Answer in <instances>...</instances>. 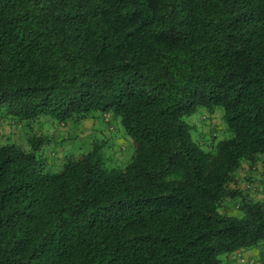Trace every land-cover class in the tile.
<instances>
[{
	"label": "trees",
	"instance_id": "16d2710c",
	"mask_svg": "<svg viewBox=\"0 0 264 264\" xmlns=\"http://www.w3.org/2000/svg\"><path fill=\"white\" fill-rule=\"evenodd\" d=\"M218 108L228 137L205 150L186 119ZM94 112L109 138L50 172L37 124ZM3 121L26 143L0 145V264H244L264 246V202L230 185L264 162V0H0Z\"/></svg>",
	"mask_w": 264,
	"mask_h": 264
},
{
	"label": "rangeland",
	"instance_id": "374dc122",
	"mask_svg": "<svg viewBox=\"0 0 264 264\" xmlns=\"http://www.w3.org/2000/svg\"><path fill=\"white\" fill-rule=\"evenodd\" d=\"M221 110L218 108L214 115L210 116L208 113H206L204 110H197L194 114H192L189 118L186 119V123L190 126V133L192 136V139L196 142H199L205 150H210L211 143H215L216 141L228 137V134L226 133V130L224 128L225 125L224 122H222L220 118ZM92 118L89 120H92V122L96 125L97 123L102 122V117L99 115V113L94 112L92 114ZM100 116V117H99ZM83 122H80V124L73 123L71 121L67 122V125L62 126L61 124H51L48 122L47 124L42 126V123L39 122L37 124L38 132H45L48 134H51L52 138L56 139L51 141L50 143V149L54 151V156L60 159V163L49 169L50 172H57L61 168V160L65 161L66 151H76L81 149V147L85 144V140L76 138L78 137V134L80 133L81 126ZM67 129V130H66ZM69 131V134L71 137L74 138L73 143L71 144L69 141L63 142V145L59 144V136H65V132L67 133ZM25 130L22 126L15 125L8 123L7 121H3L0 125V145L4 143H17L20 145H25ZM66 140V139H63ZM77 140V141H76ZM82 140V141H81ZM75 142L76 147H73V144ZM80 142V143H79ZM114 150L115 152L112 153V161L116 160L115 162L119 161V159L124 158L125 153L128 152L127 156L131 153V149L129 145L124 141V138L121 137L120 132L117 131L116 133V139ZM130 149V150H129ZM120 160V161H121ZM263 161L256 162L255 165L250 166L249 163L245 162L243 163L242 167L235 173L234 175V183L232 186H234L235 189L240 190L243 195H248L249 197L257 200H263L264 201V166ZM46 166L48 167V162L46 163ZM251 167L259 168V172L252 174L251 173ZM246 185H249L251 188L247 189ZM232 205L229 204V201L225 203V208L227 209V213H233L235 209L231 207ZM264 246L262 244H258L255 247L249 249V250H256V251H263ZM227 255H221L219 256V259L221 260L222 264H228L226 261Z\"/></svg>",
	"mask_w": 264,
	"mask_h": 264
},
{
	"label": "crops",
	"instance_id": "0c3cea01",
	"mask_svg": "<svg viewBox=\"0 0 264 264\" xmlns=\"http://www.w3.org/2000/svg\"><path fill=\"white\" fill-rule=\"evenodd\" d=\"M100 117V116H99ZM80 133L78 134V137L76 138L77 140L82 139L85 140L86 138L96 136V135H104L105 137L109 138V132L108 129L106 128V123L102 120L101 123H97L96 125L92 122V120H85L82 123ZM67 130V129H66ZM65 136L60 137L59 136V144L63 145V142L69 141L71 144L73 143L74 138L70 136L69 131L67 133H64ZM54 139V138H52ZM66 139V140H63ZM56 140V139H54ZM76 140V141H77ZM81 140V141H82ZM63 141V142H62ZM80 143V142H79ZM73 147L75 148V142L73 144ZM48 162V170L53 168L54 165H58L57 163L60 162V159H58L56 156L53 161H50V159L47 161ZM259 168L256 167H251V173L255 174L256 172L258 173ZM231 183V187H232ZM234 187V186H233ZM263 201V200H262ZM264 202V201H263ZM235 256V254H234ZM236 257V256H235ZM239 261L244 264H264V248L263 251H256V250H245L241 252V256L239 257ZM234 263V262H233Z\"/></svg>",
	"mask_w": 264,
	"mask_h": 264
},
{
	"label": "built area",
	"instance_id": "2783aa9c",
	"mask_svg": "<svg viewBox=\"0 0 264 264\" xmlns=\"http://www.w3.org/2000/svg\"><path fill=\"white\" fill-rule=\"evenodd\" d=\"M0 125H1V124H0ZM246 188H247V189H250L251 187H250L249 185H246ZM236 256L239 258V257L241 256V253H240V252L237 253Z\"/></svg>",
	"mask_w": 264,
	"mask_h": 264
}]
</instances>
